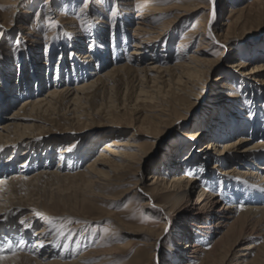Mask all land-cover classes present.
I'll return each mask as SVG.
<instances>
[{
	"label": "bare ground",
	"instance_id": "6f19581e",
	"mask_svg": "<svg viewBox=\"0 0 264 264\" xmlns=\"http://www.w3.org/2000/svg\"><path fill=\"white\" fill-rule=\"evenodd\" d=\"M8 1L10 12L16 14L22 0ZM228 3L229 12L223 23L211 24L214 39L209 37L212 11L209 0H99L98 4L87 0L86 6L85 3L82 6L81 18L86 26L83 35L79 21L63 22L58 10L51 5L45 8L50 12L47 39L40 37L32 26H19L21 43L18 47L24 45L32 49H20L16 61L24 62V56L34 55L31 59L35 63L31 72L24 68V74L28 75L24 79L26 84L19 85L14 96L12 87L11 94L0 105L1 120L6 111L24 98L0 124V148L3 149L0 151V179L7 180L6 184L0 183V254L9 257L0 264H105L131 242L120 245L119 232L132 235L131 238L139 240L147 251V262L134 264H164L167 258L168 264H264V134L256 128L257 110L262 106L253 107L260 105L257 104L259 97L264 98L253 91L258 85L264 86V58L256 60L248 56L245 61L238 60V65H232L236 60L220 75L213 98L218 99L217 102L232 98L224 100V105L220 104L221 108L216 111L227 112L226 123L206 120L204 115L196 122V134L189 135L192 143L180 144L178 148L175 143L171 144L180 153L193 150L196 144L209 139L197 150L199 155L188 152L181 157L179 154L176 169L159 170L150 173L149 178L143 167L149 155L148 147L164 137L161 143L170 141L180 116L192 113L185 120L188 124L201 113V106H194L191 99L198 94L196 90L200 89L201 82L202 89L208 90L213 71L221 65L214 61L210 51L220 49L223 55L232 52L238 37L247 38L264 18V0H215L216 18L218 9ZM79 4L80 0H64L62 5L71 11ZM110 5L115 7L116 16L100 21L96 13L105 14ZM9 10L0 16H7ZM94 11L96 17H93ZM194 16H197L194 27L182 34L174 61L169 62V42L184 22ZM53 23L58 27H53ZM131 23L134 26L129 29ZM109 27L113 31L111 48V40L106 36ZM0 31L1 36H6L11 30L0 25ZM61 32L68 34L65 46V40L63 43L59 40ZM121 39L126 49L130 47L128 52L122 50ZM42 44L45 51L39 61L36 58L41 54L36 47ZM193 45L197 46L191 51ZM57 46L61 47L57 55L61 60L54 64L56 53L50 56L49 53ZM146 61L149 63L145 64ZM233 68L244 69L245 74L234 76L229 72ZM249 68L252 70L247 72ZM64 72L70 73L69 79L64 78ZM249 78L256 86L247 83ZM243 84L245 89L249 86L253 90L246 95L237 91L240 98L226 97L225 90L229 86ZM124 85L128 90L133 88L136 95L132 106L136 117L125 120V128L116 126L125 133L133 130L126 139L119 140L121 135L115 134L118 132L110 133L104 137L109 139L102 144L99 153L82 168L79 165L84 156L78 154L86 140L82 135L59 139L66 145L57 152L56 165H53L52 153L42 157L34 151V146L45 141L38 133L49 131L51 123L57 120L54 116L75 126L82 123L81 118L98 116L105 106L117 109L114 95ZM101 99L108 102L99 104ZM138 103L148 105L140 107ZM142 111L144 113L140 114ZM245 111L256 116L245 118ZM262 117L258 123H264V115ZM247 130L250 136H245ZM141 136L146 137V144L139 142ZM87 145H84L86 150ZM24 146L27 150L20 155L23 158L20 163L19 155L15 154ZM35 159L37 164L34 165ZM227 162L235 164L229 168ZM47 184L55 191L50 193ZM125 187L130 188L121 192ZM71 190L74 191L72 197L66 194ZM114 191L117 193L113 194ZM130 195L133 199H144L143 207L155 210L154 216L161 223L159 230H129L118 222V233L101 235V239H93L83 249V242L74 244L73 234L68 239L61 233L54 236V231L48 227L47 218L53 213L61 218L67 214L78 215L85 208L93 217L89 222H94L97 219L92 213L101 211L100 206H116ZM146 225L154 227L155 224L146 222ZM75 229L74 234L80 228ZM166 229L170 230L166 232ZM257 239L259 244L255 243ZM164 241L168 242L167 249ZM108 244L111 247L108 248ZM60 245L63 249L59 252Z\"/></svg>",
	"mask_w": 264,
	"mask_h": 264
},
{
	"label": "rangeland",
	"instance_id": "374dc122",
	"mask_svg": "<svg viewBox=\"0 0 264 264\" xmlns=\"http://www.w3.org/2000/svg\"><path fill=\"white\" fill-rule=\"evenodd\" d=\"M48 1L49 0H22L20 5L17 7L18 8L17 13L15 14L13 12H10L12 8H10V6H8L9 5L8 0H0V14L4 15V13H6L10 9L9 10L10 13L8 12L7 16H5V17L0 16V25L5 26L6 29H10L11 31H9V34H14L11 37L9 36V34L6 36H4V35L1 36L2 34L0 31V44H1V46H0V105H1V101L3 99H5L8 95L11 94L10 92H11L12 87H13V95L12 96H14L15 91L20 89L18 86L26 84L25 83L26 81L24 79L28 75L24 74L25 73L24 68H25V71L28 70V72H31L33 67H34L33 64L35 63V60L31 59V57H33L34 55H30L27 57L24 56L22 58V60H24V62H20V60L16 61L17 56H20V55H17V53L19 52L20 49H21V51H29L32 49V48H29V47L24 46V45H22L21 48H19V47L17 48V46L15 45L14 42L19 36L18 35L19 34V30H18L19 26H21V25L27 26V27L32 26V27H34L35 32H37V33L39 32L38 35L40 37L44 38L45 33L47 34L48 28L50 27V25H49L50 21L47 20V16H48L47 14L48 13L50 14V12H49V10L45 11V8L49 5H51L53 8L55 7L56 10H58L57 13H59V17H60L59 19H61L63 22L72 21V20L77 21V22L79 21V23H81V26H80L81 32H83L81 35L84 34V28L86 26H85V22H83L81 17L83 15L82 6L84 5L85 0H80L79 6L71 9V11L66 9V7H64L62 5L64 0H50L49 4L47 3ZM93 1H96V4H98L99 0H93ZM100 1H102V0H100ZM206 2H207V4H209L208 1H206ZM230 3H232V2H230ZM230 3L225 4V5L223 4V6L218 9L217 18L214 21L216 26H220L223 23V21L227 18ZM5 5H7V7ZM110 6L111 7H109V9H107V11H105V14H103V15H101V13L99 11H98V13H96L94 11L93 17H96V14H97V17L100 21H105V20H103L105 17H106L105 18L106 20H112L114 17H112L111 13L113 11H115V9H114L115 7L112 5H110ZM96 7L97 6H95V8ZM40 8H42V10ZM37 14L39 15L38 19H37ZM197 16H194L193 17L194 19H192L191 21L184 22L185 25L183 24L181 26V28L177 31V33L173 36L172 40L169 42L168 48H167V50L169 51V53H167V55H168V57H170L169 62L174 61V57L177 54L176 47L180 41V38L183 37L182 34L184 35L186 33V31H188L190 28L194 27V20ZM132 20H134V15L132 16ZM133 26H134V23H131L129 29H131ZM3 30L5 31V29H3ZM253 30H254L253 32H251V33H249V35H247L248 36L247 38H245L244 36H242V37L239 36L238 39L236 40V43H235L233 49H232L233 51L228 53L227 55H223L222 54L223 51L220 49H219V51H210V52H213V54H214L213 55L214 61L221 62V65L218 68H216L215 71H213L211 79L209 81L208 90L202 89L203 86H201V84H202V82H201L199 84L200 89L196 90V92L198 94L195 95L196 96L195 98L191 99V101L194 103V106H197L198 108L201 106V111H200L201 113L199 114V116L197 117V119L195 121H192L188 124L185 122V120L187 119V117H190V115L192 113L191 114L188 113L185 115L183 114L182 116H180L178 118L179 120H177V123H179L178 126L175 127L171 132L173 138L170 141L161 143L162 141H164V139H165V137H164V139L162 141L161 140H159V141L155 140V142H154L155 144H152L148 147L147 154H149V155L145 159V164L143 166L146 168L145 174H146L147 178L150 177V173L158 172L159 170L172 172V170L176 169V167H177V165H176L177 163L175 162V160L178 159L177 157L179 154H181L180 155L181 157H182V155L187 154L188 152H190L189 154H194V155L200 154V152L197 150H199V148L205 146L206 143L209 142L208 141L209 139L203 140V141H201V143L196 144L197 146L193 150L190 148L188 150H182L180 153H178L176 148H175V147L178 148V146L180 144L188 145L189 143H192L191 140L189 139V135L192 136V135L196 134V132H197L196 122L198 121L199 118L202 119V117L204 115H206V117H205L206 120L208 118L211 121L217 120V121H220L221 123L222 122L226 123L225 119L226 118L228 119L227 112L223 111L222 113H216V111L218 108H221L222 105H220V104L224 105V100H231L232 98L231 99L225 98L224 100L217 102L216 100H218V99L213 98V95H215L214 92L217 91V88L219 85L218 81L220 80V75L223 72H225V70L228 69L227 68L228 65H231L236 60H237V63L232 64V65H238L239 64L238 60L242 59L243 61H245L246 58H248V56L253 58V59L255 58L256 60L264 58V50H263L264 49L263 48V46H264V18L260 19L259 23L254 27ZM93 32H95V29L93 30ZM112 32L113 31H111V28L109 27L107 30V34H106V36H108L109 41L110 40L112 41V42L110 41L109 48H111V45L113 43V39H112L113 33ZM128 33L130 35L132 33V31L130 30V31H128ZM91 34H89V35H91ZM102 35H104V33ZM67 36H68L67 33H64V32L60 33V39L59 40L62 43L65 40V42L63 44L64 46L67 43L66 42ZM19 39H20V37H19ZM123 43H124V40L121 39L120 40V46H121L122 50H125V51L127 50V52H128L130 50V47H127V49H126L124 47ZM85 45L87 46V42L85 43ZM33 46H37V45H33ZM162 46H161V48L163 49ZM196 46L197 45H193L192 46L193 49H191V51L194 50ZM60 48H61L60 46H57V47H55L54 50L51 51V53H49V56L51 54L56 53V58H55L54 64L57 63V60H58L57 57L60 55L59 54ZM13 49H15V51H13ZM36 49H38L39 54H41V56L37 57L36 59L39 61H42L41 58L44 56L45 45L42 44L39 47H36ZM21 56H22V54H21ZM59 60H61L60 57H59ZM147 63H149V61L145 62V64H147ZM70 67H71V65L69 64V68ZM54 69H56V65H55ZM243 70L244 69L233 68L229 72H232V74H235L234 76H238V74H243V75L245 74V73H243V72H245ZM251 70H252V68L251 69L249 68V70L247 72H250ZM3 73H5L7 76L5 75L6 76L5 77ZM64 74H65L64 78H66V77H67V79L70 78V73L66 75V72H64ZM54 77H55V74L53 75V78ZM239 78H242V77H240V75H239ZM250 79L251 78H249V80H247V83L250 85L256 86V84L251 83ZM254 88L255 89L253 90L252 88L250 89V87L248 86V88L245 89V84L240 85L239 87L238 86L236 87L235 85H231L225 90V93H226V97H228V96L233 97L234 96V97L240 98V94L237 91H241V93H245V95H246L248 93V91L253 90L256 93V95L258 94V96L264 95V86H262V88H261L258 85L257 87H254ZM44 90H43V92H44ZM16 96L19 97V94L16 93ZM134 96H136V95L134 93L133 88H131V89L129 88V90H128V89H126L125 85L120 87L119 90H117V92L114 95V97H115L114 101H116L117 109L115 107L113 109H111V108L106 109L105 108L106 106H105L104 108H102V111H100L98 116L93 115L92 119L94 118V120H92L91 118L90 119L89 118H81L80 120H82L81 121L82 123L81 124L76 123L75 126L74 125L73 126L68 125V122L66 120H64V118H62V117L60 119H58V117H59L58 115L54 116L53 118L54 119L57 118V120H55L53 123H51V125L48 128L49 131H46L43 134L38 133V134H40V136H44L43 140L45 139V141L38 143L37 146H34V151L37 152V154H40L42 157L43 156L45 157L46 153H52L54 155L53 165H56L58 162L57 152L59 151V149L63 148L66 145L65 143H61L60 142L61 140H59V139H64V138H66L72 134L73 135L77 134V136L82 135L83 137H85L84 139H86L85 142L86 143L89 142L88 143L89 145L85 144V142L81 144L82 149L80 150V152L78 154L83 153L84 157L81 160V163L79 166L81 168L84 166H87V164L90 162V160H92L99 153V151L102 149L101 148L102 144L105 143L109 139V138H104V137L108 136L110 133L118 132V133H115L117 135H121L120 138L118 137V139L123 140V139H126L130 133H133V130H127L126 133L123 131L121 132L122 129H120V127L123 126L125 128V126H126L125 120H130L133 116L136 117L132 113V111H133L132 106L135 104L134 103L135 102ZM17 97H16V99H17ZM22 100H24V98L23 99L21 98L19 101H17V103H15V106L13 107V109L6 111L4 113L3 117L0 120V124L3 122L5 117H7L15 108H17V105ZM105 102H108V101H104L101 99L99 104H104ZM148 102L150 103V101H148ZM238 102H240V100ZM257 104H260V105H254L253 107H255V106L256 107L262 106V107H259V110H257V111H259V116L256 119L257 125H256V121L254 124L257 126V127L255 126V127L258 128V130L262 131L264 134V123H258L259 119H261V118L263 119L262 116L264 115V98L259 97ZM138 105H140V107H141V105L146 106L148 104L138 103ZM233 105H235V104H233ZM108 106H110V105L108 104L107 107ZM151 106H153V105H151ZM194 108H196V107H193V109ZM260 108H262V109H260ZM213 109H215V111H212ZM260 111H261V115H260ZM143 113H144L143 111L140 112V114H143ZM219 114H221V115L219 116ZM61 115H64V113H62ZM252 115L254 117L255 113H253V112L249 113V111L247 113L245 111V114H244L245 118L246 117L252 118ZM128 118H130V119H128ZM245 121H248V120L245 119ZM248 123L250 125L252 124L251 122H248ZM116 126H120V127L117 128ZM206 135H209V134H206ZM186 136H188V137H186ZM245 136H250V133L248 132V130L245 133ZM50 138H53V139H50ZM115 138H117V137H115ZM235 138H233V139H235ZM138 140H139V142H141L143 144L147 143L146 137H144V136L139 137ZM173 143H175V145H174L175 147L171 146V144H173ZM84 145H87V147H88L87 150L85 149L86 146H84ZM90 145H92V146H90ZM8 147L11 148V146H8ZM25 150H27V148L24 146L15 155L16 156L19 155V158H20V155ZM22 159L23 158L18 159V162L22 161ZM179 159H180V157H179ZM41 161L42 160H40V162ZM32 164H34V165L37 164L36 159L34 161H32ZM213 164L214 163L212 162V164H209V166L212 168ZM234 164H235L234 162H229L227 167L230 168ZM178 167H180V165ZM112 169H114V168L112 167L111 171H112ZM115 171H116V169H115ZM112 173H113V176H115L116 173H114V172H112ZM45 186L50 191V193H52L51 191H55V188H53V186H51V184H47ZM129 188L130 187H125L121 190V192H123L124 190L129 189ZM73 193H74L73 190L66 192V194L71 196V197L73 196ZM116 193L117 192L114 191L113 194H116ZM78 196L80 197V195H78ZM133 198L134 197H132V195L127 196V197H123V199L121 201H119V203H117L118 205L113 206V207H105L103 205L100 206L101 211L97 210V211H94L92 213L94 215V218L97 219L94 222H92V220L89 222V219H91L93 217L89 216V211L85 210L86 208L83 210V212L80 211L81 214L80 213L78 215L77 214L76 215L75 214H72V215L67 214L61 218L58 217L56 215V213H53V216L47 218V220L49 221L48 227H50L49 229H51V232L54 231L53 232L54 236L61 233L63 236L66 237L65 239H68L69 236H71L73 234L74 240H75L74 244L77 242H79V243L83 242L84 243L83 249L88 247L90 245V242L93 239H95V240L101 239V235H106V234L107 235H113V233H116V232L118 233V230H119V226L117 224L118 222H121L129 230L130 229L131 230L136 229V228L139 230H142V228L159 230L160 229L159 226L161 225V223L154 216L155 210L153 208L148 210L145 207H143L142 203L144 202V199H140V198L139 199H136V198L133 199ZM79 208L81 209L80 206H79ZM75 216L85 218V220H84L85 222L82 221L83 220L82 218L77 219V217H75ZM99 217L103 218V220L102 219L98 220ZM58 219H60V220H58ZM146 222H152L155 225H154V227H151L149 225H146ZM77 226L80 228V229H77L79 232L74 234V232L76 231L75 228ZM34 230L31 232V235L34 233ZM173 231H175V229ZM118 234H119L118 236H120V240L118 242V243H120V245H126V242L128 240H130L131 242L128 246L124 247L121 251H119L118 255H116L115 257H110L105 264H134L136 262L140 263V261H142V260L144 262H147V260H148V259H146L147 258V251L145 250V247L143 245H141L139 240L138 241L133 240L131 238L132 235H130L126 232L125 233L119 232ZM97 236H99V238ZM83 238H85V240ZM34 241L35 240L33 239L31 244H33ZM255 243L259 244L260 240L259 239L255 240ZM164 244H165V249H167L169 247V246H167L168 242L164 241ZM109 246L111 247V244H108V248H109ZM61 249H63V248L60 245L57 250L60 252ZM168 261H169V259L167 258V260H165L164 264H168L169 263Z\"/></svg>",
	"mask_w": 264,
	"mask_h": 264
},
{
	"label": "snow or ice",
	"instance_id": "6c2138e0",
	"mask_svg": "<svg viewBox=\"0 0 264 264\" xmlns=\"http://www.w3.org/2000/svg\"><path fill=\"white\" fill-rule=\"evenodd\" d=\"M209 2L212 4V11L210 13V16H211V19L209 21V37L214 39V35L213 33L211 32V24L215 21V18H216V11H215V0H209ZM86 3H87V0H85V5L86 6ZM112 17H115L116 16V12L113 11L111 13ZM39 18V15L37 14V19ZM53 27H58L57 24L53 23L52 25ZM45 39H47V34L45 33ZM15 45L18 47L19 44L21 43V40L19 39V37L15 40ZM218 43V42H217ZM13 51H15V49H13ZM57 59L59 60V57H57ZM3 149L0 148V151H2ZM191 175V173H189ZM0 183H3V184H6L7 183V180L6 179H0ZM220 184L222 185L223 184V181H220ZM264 191V190H262ZM170 229H166V232L169 231ZM23 243V242H22ZM43 246V245H41ZM15 255V253H14ZM9 257L7 255H4V254H0V262L2 261H6L8 260Z\"/></svg>",
	"mask_w": 264,
	"mask_h": 264
}]
</instances>
